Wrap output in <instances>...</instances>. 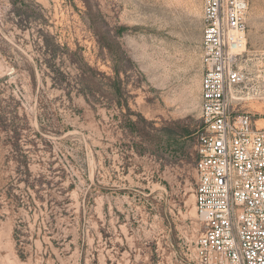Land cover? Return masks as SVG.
I'll return each mask as SVG.
<instances>
[{
    "label": "rangeland",
    "instance_id": "374dc122",
    "mask_svg": "<svg viewBox=\"0 0 264 264\" xmlns=\"http://www.w3.org/2000/svg\"><path fill=\"white\" fill-rule=\"evenodd\" d=\"M201 36L202 0H0V264H198Z\"/></svg>",
    "mask_w": 264,
    "mask_h": 264
},
{
    "label": "built area",
    "instance_id": "2783aa9c",
    "mask_svg": "<svg viewBox=\"0 0 264 264\" xmlns=\"http://www.w3.org/2000/svg\"><path fill=\"white\" fill-rule=\"evenodd\" d=\"M249 6V0H202L198 264H264V128L236 109L249 93L242 64Z\"/></svg>",
    "mask_w": 264,
    "mask_h": 264
},
{
    "label": "crops",
    "instance_id": "0c3cea01",
    "mask_svg": "<svg viewBox=\"0 0 264 264\" xmlns=\"http://www.w3.org/2000/svg\"><path fill=\"white\" fill-rule=\"evenodd\" d=\"M248 26H250V32H251L252 31V26H253L252 18L247 16V34H248Z\"/></svg>",
    "mask_w": 264,
    "mask_h": 264
}]
</instances>
